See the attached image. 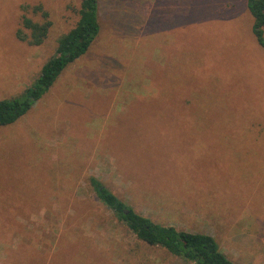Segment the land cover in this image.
I'll list each match as a JSON object with an SVG mask.
<instances>
[{
	"label": "rangeland",
	"instance_id": "374dc122",
	"mask_svg": "<svg viewBox=\"0 0 264 264\" xmlns=\"http://www.w3.org/2000/svg\"><path fill=\"white\" fill-rule=\"evenodd\" d=\"M80 3L0 0V99L33 82ZM36 5L51 23L39 45L21 25L43 21ZM251 21L246 0H99L88 51L0 126V264H193L136 238L90 175L156 223L212 235L235 264H264V48Z\"/></svg>",
	"mask_w": 264,
	"mask_h": 264
},
{
	"label": "trees",
	"instance_id": "16d2710c",
	"mask_svg": "<svg viewBox=\"0 0 264 264\" xmlns=\"http://www.w3.org/2000/svg\"><path fill=\"white\" fill-rule=\"evenodd\" d=\"M246 8L252 18V34L264 48V0H246ZM31 11L39 12L43 21L35 22L23 14L21 25L29 30L28 43L39 45L43 42L51 23L47 11L41 5L33 6ZM99 31V0H81L78 20L58 38L54 55L45 61L33 82L19 95L0 99V126L10 125L27 113L52 87L62 71L88 51ZM17 37L25 39L21 30L17 32ZM88 185L116 220L147 245L160 246L193 264H235L221 251L212 235L152 221L135 211L93 175L88 177Z\"/></svg>",
	"mask_w": 264,
	"mask_h": 264
}]
</instances>
